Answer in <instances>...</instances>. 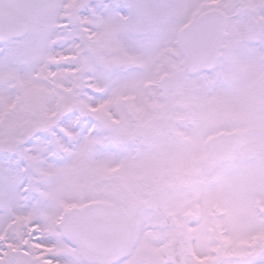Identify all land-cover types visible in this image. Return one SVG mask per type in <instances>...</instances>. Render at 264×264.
Returning <instances> with one entry per match:
<instances>
[{"label":"snow or ice","instance_id":"snow-or-ice-1","mask_svg":"<svg viewBox=\"0 0 264 264\" xmlns=\"http://www.w3.org/2000/svg\"><path fill=\"white\" fill-rule=\"evenodd\" d=\"M0 264H264V0H0Z\"/></svg>","mask_w":264,"mask_h":264}]
</instances>
